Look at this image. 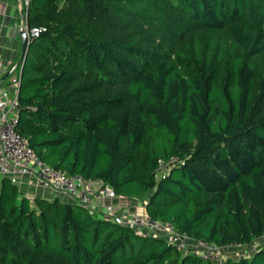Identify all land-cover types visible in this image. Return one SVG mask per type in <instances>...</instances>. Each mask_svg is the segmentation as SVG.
<instances>
[{"label": "trees", "instance_id": "trees-1", "mask_svg": "<svg viewBox=\"0 0 264 264\" xmlns=\"http://www.w3.org/2000/svg\"><path fill=\"white\" fill-rule=\"evenodd\" d=\"M17 131L219 247L264 235V0H30ZM167 171L162 172L166 168ZM0 264H215L0 177ZM225 264H264V247Z\"/></svg>", "mask_w": 264, "mask_h": 264}, {"label": "built area", "instance_id": "built-area-1", "mask_svg": "<svg viewBox=\"0 0 264 264\" xmlns=\"http://www.w3.org/2000/svg\"><path fill=\"white\" fill-rule=\"evenodd\" d=\"M22 8L23 23L21 32L26 31L29 42L37 37L42 28L30 29L27 20V10L30 0H19ZM2 3V0H0ZM21 76V75H20ZM20 78L12 82L9 89L0 86V177L11 180L19 185L23 178H34L37 186L61 197L66 202H72L83 208L88 214L110 221L123 228H133L140 236H152L164 239L167 244L176 246L184 255L196 256L204 261L224 264L230 256L226 255L232 247H219L204 241L189 237L179 232L171 223L152 219L146 210L138 212L123 210L114 205L119 197L114 189L102 180H86L80 175L69 176L43 164L29 142L18 131L20 102L18 99ZM167 167L162 172L167 171ZM63 196V197H62ZM52 197V198H54ZM65 197V198H64ZM264 247V235L259 242L245 249ZM241 248L242 247H237ZM250 250V252H251ZM228 256V257H227Z\"/></svg>", "mask_w": 264, "mask_h": 264}, {"label": "crops", "instance_id": "crops-1", "mask_svg": "<svg viewBox=\"0 0 264 264\" xmlns=\"http://www.w3.org/2000/svg\"><path fill=\"white\" fill-rule=\"evenodd\" d=\"M22 23L23 15L20 1L2 0L0 3V86L9 89L12 94L15 93V90L11 88L12 82L21 75V65L19 67L17 65L22 54L20 35ZM18 186L21 194L30 199H51L55 196L52 192L37 186L34 178L25 177L21 179ZM114 205L123 210L128 208L129 211L136 208L134 201L126 198H118L114 201ZM137 210H145V203L142 202L141 207Z\"/></svg>", "mask_w": 264, "mask_h": 264}, {"label": "water", "instance_id": "water-1", "mask_svg": "<svg viewBox=\"0 0 264 264\" xmlns=\"http://www.w3.org/2000/svg\"><path fill=\"white\" fill-rule=\"evenodd\" d=\"M20 35H21V41H22V54H21V58H20L17 66L19 67V65H21V70H22L23 66L25 64V61L27 59L29 40H28V36H27V33L25 30L22 31ZM21 76H22V74H21ZM70 203H72V202H70Z\"/></svg>", "mask_w": 264, "mask_h": 264}, {"label": "rangeland", "instance_id": "rangeland-1", "mask_svg": "<svg viewBox=\"0 0 264 264\" xmlns=\"http://www.w3.org/2000/svg\"><path fill=\"white\" fill-rule=\"evenodd\" d=\"M134 205H136L135 207L138 209V208H140L141 207V205H142V201H134ZM136 208H134V209H132L133 211H135V212H138V210L136 209ZM125 209H128V208H125ZM124 209V210H125ZM129 210V209H128ZM251 250V249H250ZM250 250H248V252H250ZM246 251H245V249L243 248V249H241V248H237V247H232L229 251H227L226 252V255H228V256H233V257H237V255H239V254H243V253H245ZM227 256V257H228Z\"/></svg>", "mask_w": 264, "mask_h": 264}, {"label": "clouds", "instance_id": "clouds-1", "mask_svg": "<svg viewBox=\"0 0 264 264\" xmlns=\"http://www.w3.org/2000/svg\"><path fill=\"white\" fill-rule=\"evenodd\" d=\"M216 264V263H215ZM225 264V263H224Z\"/></svg>", "mask_w": 264, "mask_h": 264}]
</instances>
